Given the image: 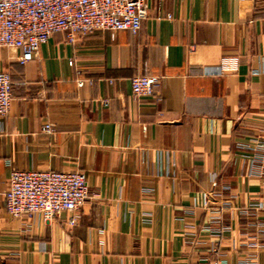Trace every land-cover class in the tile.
<instances>
[{"label": "crops", "instance_id": "obj_1", "mask_svg": "<svg viewBox=\"0 0 264 264\" xmlns=\"http://www.w3.org/2000/svg\"><path fill=\"white\" fill-rule=\"evenodd\" d=\"M148 3L138 34L0 49V264H264V0ZM143 74L155 98L132 96ZM15 170L85 173L77 225L14 219Z\"/></svg>", "mask_w": 264, "mask_h": 264}, {"label": "built area", "instance_id": "obj_2", "mask_svg": "<svg viewBox=\"0 0 264 264\" xmlns=\"http://www.w3.org/2000/svg\"><path fill=\"white\" fill-rule=\"evenodd\" d=\"M165 1L158 0L160 4ZM149 11L148 0H0V49L21 51L19 61L24 65L37 60L41 46L58 32H65L71 44L97 32L138 34ZM166 18L172 20L173 16L167 14ZM159 81L152 74L135 76L131 79L132 96L155 98ZM13 89L11 74L0 72L2 118L11 111ZM44 132L54 134V126H44ZM90 198L87 177L81 171L15 170L8 181L5 204L17 220L39 216L51 223L69 213L68 224L76 226Z\"/></svg>", "mask_w": 264, "mask_h": 264}]
</instances>
